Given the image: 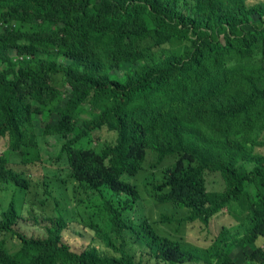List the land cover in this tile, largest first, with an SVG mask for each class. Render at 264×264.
Segmentation results:
<instances>
[{
	"label": "trees",
	"instance_id": "obj_1",
	"mask_svg": "<svg viewBox=\"0 0 264 264\" xmlns=\"http://www.w3.org/2000/svg\"><path fill=\"white\" fill-rule=\"evenodd\" d=\"M174 39L186 42L181 52H157ZM37 53L44 56L36 65L29 56ZM58 74L70 94L55 105L62 98L53 83ZM89 101L95 111L85 132L105 123L118 130L116 145L103 151L70 137ZM48 111L60 115L73 176L87 187L139 199L127 176L138 175L152 153L164 165L162 179L152 183L156 198L189 209L179 230L186 221L209 223L229 203L244 214L237 227L224 226L200 247L146 221H126L107 201L111 230L90 228L114 252L108 254L95 246L75 250L65 240L71 223L63 216L47 220L45 237L18 231L23 216L12 201L0 231L21 244L11 251L0 240V264H143L129 248L131 233L158 264H237L238 250L244 264H264L257 245L264 238V2L0 0V139L8 142L0 152L2 185L30 188L31 176L13 162L42 159L38 136L49 131L38 132L35 121ZM208 172L222 174L224 190H210Z\"/></svg>",
	"mask_w": 264,
	"mask_h": 264
},
{
	"label": "rangeland",
	"instance_id": "obj_2",
	"mask_svg": "<svg viewBox=\"0 0 264 264\" xmlns=\"http://www.w3.org/2000/svg\"><path fill=\"white\" fill-rule=\"evenodd\" d=\"M253 2H264V0H252ZM185 41L174 39L168 44L157 49V52L168 51L171 53L181 52L184 49ZM43 53L29 56L34 64H38ZM15 57V56H14ZM61 61L68 62L65 55L56 54ZM17 59V58H15ZM8 63L4 67H8ZM56 84L62 92V98L55 100L54 104L65 103L70 91L64 74L54 77ZM95 111L92 102H86L75 115L77 129L71 134V140L77 139L75 145L84 147H95L103 151L108 144L116 145L118 130L114 125L105 123L93 130L86 131ZM51 116L40 115L35 121L37 131L49 133L39 135V145L42 149V159L35 164L22 165L20 160L14 161L15 167L24 169L31 176L32 184L28 190H20L14 185L5 186L0 183V221L2 213L9 208L12 201H15L21 213L22 220L16 227L18 231L27 234L29 237H45L47 235L45 226L47 220L63 216L70 220V228L65 232V240L75 250H83L89 246H95L108 254H114L105 243L99 238V234L91 229V223L99 226L101 231L111 230V214L107 201L119 210L123 211V219L137 224L146 223L153 226L166 236L186 240L188 243L200 247L210 246L219 236L224 226L235 228L241 223V216L244 211L240 205L233 203V207L225 204L216 214L210 217L209 223L201 220L186 221L184 227L179 230V221L189 213L186 207H178L171 202H160L153 189V182L162 179L164 165H156L154 155H148L143 170L136 176H127V179L136 184L141 193L137 200L129 198L126 193L103 187L94 190L82 184L73 176L72 167L65 152V147L70 139H65L58 131L57 124L60 115L51 112ZM46 126V127H45ZM45 127V128H44ZM85 132L84 136L79 137ZM32 141L37 143V137ZM68 144V145H67ZM8 146L6 137L0 139V152L5 151ZM264 149V148H263ZM45 181L46 185L43 183ZM207 185L210 190H224V178L220 172H208ZM26 191V192H25ZM169 216L171 221H166ZM6 239L9 249L16 251L20 248L21 242L12 238V235L0 231V240ZM130 250L143 260V264H158L156 260L144 251L143 245L137 241L134 233L129 235ZM257 245L264 249V238L258 239ZM237 264H244L245 255L238 250L233 255ZM249 264V263H248Z\"/></svg>",
	"mask_w": 264,
	"mask_h": 264
}]
</instances>
